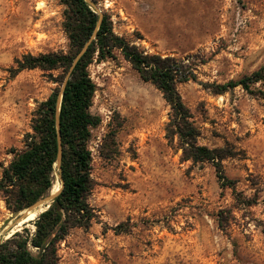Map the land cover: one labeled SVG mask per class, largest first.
<instances>
[{"label":"rangeland","instance_id":"obj_1","mask_svg":"<svg viewBox=\"0 0 264 264\" xmlns=\"http://www.w3.org/2000/svg\"><path fill=\"white\" fill-rule=\"evenodd\" d=\"M95 9L141 50L192 64L196 79L177 89L197 142L230 150L221 163L234 186L221 187L211 162L184 160L177 139L165 136L170 108L161 92L120 52L94 60L90 112L99 122L88 142V201L96 219L60 242L59 264H264V82L252 93L203 86L264 65V0H98ZM63 10L61 0H0L2 165L23 149L34 110L56 85L39 69H9L24 53L68 49ZM29 213L10 211L0 192V240L33 230L20 223Z\"/></svg>","mask_w":264,"mask_h":264},{"label":"trees","instance_id":"obj_2","mask_svg":"<svg viewBox=\"0 0 264 264\" xmlns=\"http://www.w3.org/2000/svg\"><path fill=\"white\" fill-rule=\"evenodd\" d=\"M61 2L68 49L24 53L9 69L11 76L22 70L39 69L56 85L34 110L31 131L24 135L23 149L14 150L7 165L0 163V192L6 207L15 214L51 192L55 172L60 177L59 192L46 209L30 220L33 230L24 226L0 240V264H59L60 242L71 229L88 228L96 219L94 207L88 201L94 185L88 142L91 128L98 124L99 118L90 112L96 86L88 66L94 60L114 57L116 51L142 80L152 83L161 92L170 108L165 136L170 143L177 139L184 160L211 162L221 187L234 186L221 163L230 155V150L209 148L197 142L199 130L191 121L190 110L177 89L179 83L196 79L192 64L171 55L145 52L116 34L109 16L95 9L98 0ZM258 81L264 82V65L250 75L221 84L203 82V86L216 94L236 86L252 93L251 84ZM258 92L264 98V92ZM58 131L60 168L56 165Z\"/></svg>","mask_w":264,"mask_h":264},{"label":"water","instance_id":"obj_3","mask_svg":"<svg viewBox=\"0 0 264 264\" xmlns=\"http://www.w3.org/2000/svg\"><path fill=\"white\" fill-rule=\"evenodd\" d=\"M85 48H86V45L79 52V54L77 55V57L73 61V64L75 63L76 59L78 58V56L81 55V53L84 51ZM56 123H57V127H59L58 119L56 120ZM60 161H61V144H60L59 131H58V150H57V156H56V165L58 166V168H60L59 167ZM58 192H59V189L55 192H50L49 194L39 198L34 204H32L31 206H29L27 208V211L32 212V211H35V210L40 209V208H43V209L40 210L39 212L43 211L44 209H46L50 205V203L53 201L54 197L56 196V194Z\"/></svg>","mask_w":264,"mask_h":264},{"label":"bare ground","instance_id":"obj_4","mask_svg":"<svg viewBox=\"0 0 264 264\" xmlns=\"http://www.w3.org/2000/svg\"><path fill=\"white\" fill-rule=\"evenodd\" d=\"M60 184L56 185V187L53 189V191H57L59 189ZM43 208L37 209L35 211H32L29 213V215L20 223L23 224L25 222H29L30 220L34 219L35 216L39 213L40 210H42ZM18 227V226H17Z\"/></svg>","mask_w":264,"mask_h":264}]
</instances>
